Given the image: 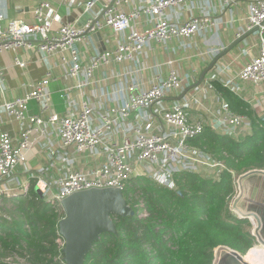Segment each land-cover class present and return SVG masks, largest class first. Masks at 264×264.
Returning a JSON list of instances; mask_svg holds the SVG:
<instances>
[{"label":"built area","instance_id":"2783aa9c","mask_svg":"<svg viewBox=\"0 0 264 264\" xmlns=\"http://www.w3.org/2000/svg\"><path fill=\"white\" fill-rule=\"evenodd\" d=\"M132 1L116 0L102 20L94 23L100 13L99 16H93L97 1L90 0L83 10L84 14H92L87 23L83 26L67 23L57 29L54 24L59 16L53 15L55 10L49 2H42L35 9L33 23L18 20L12 21L6 28L0 26V52L32 48L31 41H38L37 50L44 59L56 58L68 70L70 78H85L81 86L94 84V76L100 69L125 63L136 66L133 71L115 73L120 78L115 98L122 100L121 105L102 106L98 110L90 102H84L76 110L67 100L69 112L60 116L52 110L50 85L54 75L49 64L45 78L33 84L30 93L0 105V113L15 119L21 126L20 141L17 144L8 132L0 129V202L4 196H16L14 194L19 189L20 195L27 194L35 183L42 200L63 212V201L75 193L111 188L120 189L124 193L130 181L138 176H147L155 183L179 193L176 182L178 173L193 172L205 178L217 179L228 170L225 162L190 146L189 140L205 129L203 120L194 121L190 116L192 100L184 97L170 106L165 104L166 98L184 88L186 80L178 70L171 67L164 79L157 69L152 84L144 89L139 88L141 84L137 80L142 71L137 67L139 57L151 42L169 44L175 40L191 41L213 25L210 17H192L179 24L167 15L169 11L180 14L194 0H141L140 6L126 12L124 8ZM221 1L228 5L234 0ZM249 1L247 29L252 31L259 28L258 55L244 66L236 79L220 81L238 97L242 94V83H252L264 89V0ZM68 2L70 6L78 4V0ZM143 15L150 16V27L140 30L135 24L140 22ZM3 20L4 16L0 15V21ZM105 27L126 39L121 40L116 49L96 53L89 62L84 63L77 45ZM15 64L25 66L18 57ZM113 75L106 74L102 82L110 80ZM130 76L134 80L131 83ZM2 79L3 70L0 67V96L5 94ZM216 80L215 77L209 80L212 89V82ZM111 94L106 90L102 92L105 99H110ZM219 100L221 106L218 115L221 117L222 134L237 141L251 135L253 129L249 118L232 113L228 105ZM32 102L39 106L38 115L29 114ZM134 114H137L136 121L130 122ZM154 118L159 119L161 127L155 125ZM49 127H53L58 136L51 166L60 165V172L54 176L56 174L50 175L49 169H42L38 174L30 176L29 183L16 181L14 175L27 162L26 155L34 144L33 137L39 132L45 133ZM83 156L102 158L103 162L88 166L83 163ZM2 185L6 186L5 189ZM234 185L236 194L235 177ZM231 210L237 218H241L232 202ZM142 215L145 216L144 212ZM57 244L60 250H64L66 242L60 234ZM19 262L17 256L4 260L6 264Z\"/></svg>","mask_w":264,"mask_h":264},{"label":"trees","instance_id":"16d2710c","mask_svg":"<svg viewBox=\"0 0 264 264\" xmlns=\"http://www.w3.org/2000/svg\"><path fill=\"white\" fill-rule=\"evenodd\" d=\"M212 86L232 113L249 118L252 134L237 141L205 127L189 144L225 162L228 170L217 179L178 173L179 193L147 176L133 178L124 197L135 216L114 217L118 235L102 236L85 264H214L222 248L245 255L254 246L252 224L233 214L231 198L235 173L264 168V120L221 82L213 81ZM64 217V212L42 200L35 183L25 195L4 196L0 264L14 256L20 259L17 264H65L57 244Z\"/></svg>","mask_w":264,"mask_h":264},{"label":"crops","instance_id":"0c3cea01","mask_svg":"<svg viewBox=\"0 0 264 264\" xmlns=\"http://www.w3.org/2000/svg\"><path fill=\"white\" fill-rule=\"evenodd\" d=\"M90 0H78V4L70 6L68 0H0V15L4 20L0 21V26L8 27L12 21L34 22L35 9L42 2H49L55 12L53 15L59 16L55 21V28L62 24L69 23L72 18L74 24L81 26L87 23L92 14H81L80 9H85V4ZM97 5L93 10V16H99V13L106 8L96 0ZM105 2V0H103ZM112 2L113 0H106ZM141 0H133L124 8L126 12H131L136 6H140ZM249 0H234L230 4H224L221 0H194L180 12L175 14L169 11L167 15L173 22L184 23L192 17L204 18L209 16L213 25L201 35H196L193 40L181 42L175 40L169 44H159L151 42L143 54L139 57L138 68L141 74L137 80L141 84L139 88L149 87L155 79V71L158 69L162 78L166 79L168 73L173 67L185 78L183 90L166 98L165 104L172 105L181 101L184 97L192 100V106L189 109L192 120H203L205 127H210L216 132L222 134L220 128L221 117L218 115L221 101L215 91L209 85L210 78L215 77L216 81L223 79H236L244 66L252 61L259 52L260 38L257 33L250 35L236 47H234L226 56L221 58L216 66L207 73L204 81L196 86L202 74L220 56L224 51L233 46L237 40L251 31H248V13ZM135 27L142 30L150 27V16L143 15L140 22ZM102 39H97L90 35L86 41L78 44L84 63L89 62L96 53H102L117 48L121 40L126 37L116 34L111 28L105 27L97 32ZM96 33V34H97ZM35 40V39H34ZM32 48H23L17 51L0 52V67L3 70V87L5 94L0 96V105L6 101L23 97L32 91L33 84L43 80L48 72V64L52 68L54 75L53 82L50 85L51 98L53 102V112L63 116L69 112L67 100L73 105V109L79 110L84 102H90L96 109L100 110L102 106L114 107L121 105L122 100L115 98V93L120 84V78L115 73H126L135 70L136 66L131 63H125L120 66L100 69L96 72L94 84L81 86L85 81L83 76L79 78H70L65 68H63L56 58L44 59L38 52L39 42L31 41ZM19 58L25 66L20 67L15 64V59ZM170 61L173 62L170 65ZM112 75L110 80L102 82L105 75ZM133 76L129 77L131 83ZM196 86V87H194ZM242 94L238 97L240 100L248 102L257 114L264 118V89L262 86H255L252 83L241 84ZM105 90L111 94L110 99H105L102 92ZM63 95L66 97L63 98ZM185 95V96H184ZM77 105L76 108L74 106ZM148 115H151L148 112ZM30 115L39 114V106L32 102L29 107ZM137 114L131 117L130 122L136 121ZM243 116V115H242ZM248 118V117H247ZM155 125L161 127L158 118H154ZM0 129L8 132L15 140V144L20 141L21 126L15 119L8 117L5 113H0ZM34 144L27 153V162L21 165L14 175L15 180L21 183H29L30 176L38 174L42 169H49L50 175L57 176L61 166L55 164L51 166V159L54 158V152L58 145V136L53 127L47 128L45 133L39 132L33 137ZM83 163L92 166L103 162L102 158H92L83 156ZM5 185L2 188L5 189ZM19 189V188H18ZM16 191L14 195H20Z\"/></svg>","mask_w":264,"mask_h":264},{"label":"water","instance_id":"95a60500","mask_svg":"<svg viewBox=\"0 0 264 264\" xmlns=\"http://www.w3.org/2000/svg\"><path fill=\"white\" fill-rule=\"evenodd\" d=\"M116 0L111 3L103 0L100 3L106 8L101 12L100 16L94 23L102 20L107 10L110 9ZM83 14V9L79 10ZM69 23L75 22L72 18ZM84 23L81 25L83 26ZM259 28H255L248 34L241 37L233 46L218 56L212 65L203 72L199 82V86L205 79V76L211 71L218 61L226 56L234 47L250 35L257 33ZM94 37L102 39L99 33ZM194 86V87H196ZM185 96V95H184ZM264 120V118H263ZM263 174L259 171H252L243 178L253 175ZM65 217L59 223V234L65 240L66 246L63 250L65 264H85L86 257L93 250L95 243L105 234L118 235V230L114 221V217L128 218L135 216V211L128 204L124 197V193L120 189H92L84 192H78L68 197L62 203ZM237 207V206H236ZM234 208L236 211H238ZM260 224L258 218L252 215ZM244 219V218H241ZM263 243V242H262ZM264 244V243H263ZM214 264H251L246 260L245 255L231 248L225 247L215 255Z\"/></svg>","mask_w":264,"mask_h":264},{"label":"flooded vegetation","instance_id":"af4514ba","mask_svg":"<svg viewBox=\"0 0 264 264\" xmlns=\"http://www.w3.org/2000/svg\"><path fill=\"white\" fill-rule=\"evenodd\" d=\"M252 171H259L263 174L249 175L240 180L242 176ZM232 205L233 208L237 206L238 211L234 210L238 215H242L243 220L252 224L255 244L264 247V168L246 171L237 179V191L233 197ZM252 215L258 218L260 224Z\"/></svg>","mask_w":264,"mask_h":264},{"label":"bare ground","instance_id":"6f19581e","mask_svg":"<svg viewBox=\"0 0 264 264\" xmlns=\"http://www.w3.org/2000/svg\"><path fill=\"white\" fill-rule=\"evenodd\" d=\"M245 257L246 260L251 264H264V247H259V245H256V247L253 248L251 252Z\"/></svg>","mask_w":264,"mask_h":264},{"label":"rangeland","instance_id":"374dc122","mask_svg":"<svg viewBox=\"0 0 264 264\" xmlns=\"http://www.w3.org/2000/svg\"><path fill=\"white\" fill-rule=\"evenodd\" d=\"M235 173V172H234ZM242 174H240V175H236V173L233 175L235 178H236V180L241 176ZM232 200H233V198H231V202H232ZM242 216V215H241ZM256 247V245H255V242H254V246L249 250V252H247L246 254H245V256H247L250 252H251V250L253 249V248H255ZM259 247H263V246H259ZM14 263V262H13Z\"/></svg>","mask_w":264,"mask_h":264}]
</instances>
